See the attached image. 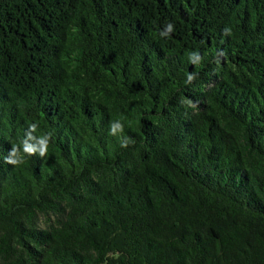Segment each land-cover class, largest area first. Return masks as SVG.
Segmentation results:
<instances>
[{"label": "trees", "instance_id": "trees-1", "mask_svg": "<svg viewBox=\"0 0 264 264\" xmlns=\"http://www.w3.org/2000/svg\"><path fill=\"white\" fill-rule=\"evenodd\" d=\"M0 264H264V0H0Z\"/></svg>", "mask_w": 264, "mask_h": 264}, {"label": "clouds", "instance_id": "clouds-1", "mask_svg": "<svg viewBox=\"0 0 264 264\" xmlns=\"http://www.w3.org/2000/svg\"><path fill=\"white\" fill-rule=\"evenodd\" d=\"M172 30H173L172 25L168 24L166 31L171 32ZM164 34H166V33H162V35H164ZM189 79H191V78L189 77ZM36 128H37V125L35 123L29 125V131L27 133V139L31 138V133L35 132ZM116 128H120L121 130H123V126L121 123L114 122L110 127L112 134H115ZM49 135L50 134L44 135V136L38 138V144L40 146L39 147V154L42 157L47 154V148H48V144H49ZM27 139L23 142V153H26L28 155H33V153L36 151V149L28 145ZM129 142H122L121 147H127ZM7 162L12 164V165L22 164L24 162V156L21 154L20 149H18L17 147H13L9 153V156L7 157Z\"/></svg>", "mask_w": 264, "mask_h": 264}]
</instances>
